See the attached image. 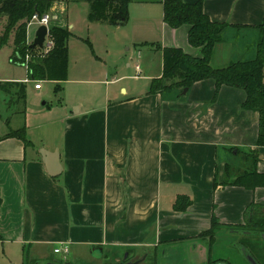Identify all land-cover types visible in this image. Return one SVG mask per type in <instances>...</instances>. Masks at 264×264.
Here are the masks:
<instances>
[{
  "label": "crops",
  "instance_id": "1",
  "mask_svg": "<svg viewBox=\"0 0 264 264\" xmlns=\"http://www.w3.org/2000/svg\"><path fill=\"white\" fill-rule=\"evenodd\" d=\"M161 1H135L138 16L158 22L160 39L142 40L199 56L200 50L187 42V26L171 29L163 22V10L149 9L151 4L162 7ZM183 1H200L211 21L229 25L213 49L212 67L256 56L254 32L258 35L256 27L263 21L264 0ZM238 32H253V38L246 54L239 45L242 54L236 56L229 36ZM146 46L159 51L163 63L161 51ZM147 75L148 81L160 77ZM214 89L211 80L196 82L181 98L168 92L133 93L122 86V96L112 103L92 110L79 104L61 116L62 139L53 148L1 136L2 264H42L56 260L64 248L69 260L88 264L94 254L190 243L211 228L213 217L217 229L243 226L250 204L264 208V188L223 187L216 177L220 172L222 178L223 156L234 148L256 150V168L264 174V147L255 146L258 114L241 108L242 90L222 87L213 100ZM41 151L58 154L57 177L49 176ZM210 188L216 195H209ZM178 196L191 201L183 213L173 210ZM57 248L62 251L54 253Z\"/></svg>",
  "mask_w": 264,
  "mask_h": 264
},
{
  "label": "rangeland",
  "instance_id": "2",
  "mask_svg": "<svg viewBox=\"0 0 264 264\" xmlns=\"http://www.w3.org/2000/svg\"><path fill=\"white\" fill-rule=\"evenodd\" d=\"M52 1L53 4L47 11L54 17V21L51 23L52 27H67L71 32L67 43V78L64 83L59 84L60 88H57L56 83L52 81L28 80L26 67L11 63L10 58L14 54L12 31L9 33L6 43L0 45V137L6 135L10 130L23 128L27 139L29 138L34 144L45 149L53 148L59 144L58 142L62 139V127L58 123L59 119L64 114L73 113L74 108H78L79 104L84 110L103 107L106 103H112L115 96H122V90H120L122 86L129 92L139 94L147 91L150 86L151 81L144 79L148 76L147 74H152L155 78L162 75V63L158 58L160 52L146 46L150 43L159 45L160 43L142 40L145 38L153 41L160 39L157 38V29H155L158 22L155 18L149 20L138 16L135 11L138 7L135 3L136 0L129 4L130 20L128 24L121 27L106 23L89 24L87 21L89 8L85 2ZM148 7L154 12L162 11L160 4H151ZM6 24V18L0 17V39L4 34ZM35 31V26L30 24L27 30L30 42L34 39ZM255 36L258 37L254 32ZM229 37L225 38H229L231 41L229 43V47L233 48L231 53L239 56L242 54L238 50L239 45L243 47V54H246V44L252 40L253 32L245 34L238 32ZM138 51H142L139 54L140 57ZM246 58L240 57L239 61H244ZM126 64H130V68H127ZM137 65L143 66V68L137 71ZM121 77H124L123 80L120 79ZM13 82L24 86L26 94L24 101L16 99L17 89L14 84H5ZM38 83L40 90L35 88ZM3 90L8 91L11 96ZM183 90L174 88L170 92H166L184 98L187 94H183ZM223 158L230 166H238L242 162L241 158L235 157L229 151L224 154ZM219 173L216 180H219L220 184L223 177L221 178V173ZM214 192L215 188H210L209 195H216ZM213 229L216 230L214 232L217 233L218 242L212 249L211 259H224L231 264H254L249 256L244 255L246 248L242 244H247L257 262L264 264L263 236L250 235V230L240 226H221L218 229L215 227ZM207 241V237L201 235L199 239L190 243L183 241L179 245H167L165 247L166 257L159 258V264L206 263L207 253L204 244ZM193 243L196 249L189 248ZM2 247L1 245L0 257H2ZM6 247L8 251L13 249L12 246ZM137 252L140 253V251ZM54 257L61 260L62 253ZM1 261L4 262V260ZM1 261L0 264L3 263ZM12 263L13 261H10L8 264ZM72 264L76 263L72 262Z\"/></svg>",
  "mask_w": 264,
  "mask_h": 264
},
{
  "label": "trees",
  "instance_id": "3",
  "mask_svg": "<svg viewBox=\"0 0 264 264\" xmlns=\"http://www.w3.org/2000/svg\"><path fill=\"white\" fill-rule=\"evenodd\" d=\"M88 4L87 19L90 23H106L112 26H125L129 21V4L132 0H75ZM53 4L52 0H0V17H5L7 24L0 45H4L9 33L13 32L14 54L10 58L12 64L24 66L27 69L28 80H48L59 84L66 81L68 70V39L71 32L67 27H50L49 38L53 42L52 50L41 56L40 49H31L26 44L27 22L33 13H48ZM163 22L171 29L187 26V42L193 48L200 50V55L195 57L176 47L162 48L159 45L149 44L162 53V75L150 82L148 94L170 92L172 89H189L194 83L211 80L214 83L213 100L218 96L222 87L242 90L245 99L241 108L258 114V134L256 147H264V15L262 23L256 27L258 42L254 59L236 61L222 68L211 66L210 60L214 47L223 41L225 30L229 27L226 23L211 21L203 12L200 1L185 3L183 0H162ZM29 60L25 62V57ZM2 84V83H1ZM4 84V83H3ZM14 84L17 93L16 99H25L24 86ZM2 86V85H1ZM2 90V89H1ZM4 91V90H3ZM9 96L8 91H4ZM15 138L26 145L30 141L26 138L23 128L10 130L3 139ZM232 155L242 159L238 166L224 163L222 170L223 187H241L247 190L264 188V174L257 171L258 156L256 150L228 149ZM218 184L214 181L213 186ZM191 205L188 196H178L173 204L175 212H185ZM212 219V226L201 233L209 237V247L214 244L213 229L218 223ZM245 224L240 226L251 231L250 235L264 237V208L260 205L250 204L244 212ZM244 229V230H245ZM200 235V236H201ZM217 235V233H216ZM244 255L249 256L254 264H259L247 244ZM210 264L222 262L231 264L224 259L209 260ZM24 264L34 262L24 261Z\"/></svg>",
  "mask_w": 264,
  "mask_h": 264
},
{
  "label": "flooded vegetation",
  "instance_id": "4",
  "mask_svg": "<svg viewBox=\"0 0 264 264\" xmlns=\"http://www.w3.org/2000/svg\"><path fill=\"white\" fill-rule=\"evenodd\" d=\"M203 232H201V233H203ZM201 233H199V235L196 237V239L200 238ZM214 238H215L214 244L211 245V247H209V237H207L208 241L206 244H204V245H206L205 250L207 253V261H206V263L201 262L199 264H210L209 260L214 261L213 259H211L210 255L212 253V249H213L214 245H217L218 236L215 234ZM177 244L179 245V243H173V244H166V245L161 246V247L155 246L152 249H148L146 251H144V249H137V250L136 249H123V250H117L114 253L113 252H111L109 254L106 253L102 256L100 254H94L91 257L92 261L88 264H159V261H158L159 258L162 259V258L166 257L165 247L167 245L173 246V245H177ZM189 248L196 249L194 243ZM137 251H140V253H138ZM68 253L69 252L66 249V251H64L62 254L61 260L58 258V259L52 260V261H45L42 264H47L48 262H55V264H72V262H75L76 264H82V262L78 263L77 261H74V260H71L72 261L71 262L66 257ZM165 264H167V263H165ZM214 264H223V263L222 262H215Z\"/></svg>",
  "mask_w": 264,
  "mask_h": 264
},
{
  "label": "water",
  "instance_id": "5",
  "mask_svg": "<svg viewBox=\"0 0 264 264\" xmlns=\"http://www.w3.org/2000/svg\"><path fill=\"white\" fill-rule=\"evenodd\" d=\"M47 29L42 26L39 27L34 34V39L29 45L31 49H42ZM187 88L183 90V94H186ZM42 161L48 171L50 177L55 178L61 173V167L59 165V157L57 153H48L47 151L40 152ZM47 264H55V262H48Z\"/></svg>",
  "mask_w": 264,
  "mask_h": 264
},
{
  "label": "built area",
  "instance_id": "6",
  "mask_svg": "<svg viewBox=\"0 0 264 264\" xmlns=\"http://www.w3.org/2000/svg\"><path fill=\"white\" fill-rule=\"evenodd\" d=\"M52 21H54V17H52L49 12L48 13H42V14L35 12L32 14L29 21L27 22V27H26V44L27 45H30L32 43L29 41L28 36H27L28 26H30V24H33L35 26L36 30L42 26H44L47 29V34H46L44 42H43V47H42V49L39 50L41 52V56L47 55L53 48V42L49 38V29L52 26V24H51ZM28 60H29V57L26 56L25 62H27ZM136 70L137 71L139 70V66H136ZM35 88H36V90L40 89L39 83L36 84ZM61 251H62V249L57 248L54 250V253H59ZM63 251H66V249L64 248Z\"/></svg>",
  "mask_w": 264,
  "mask_h": 264
}]
</instances>
